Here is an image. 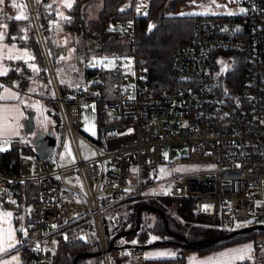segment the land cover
<instances>
[{"label": "built area", "instance_id": "2783aa9c", "mask_svg": "<svg viewBox=\"0 0 264 264\" xmlns=\"http://www.w3.org/2000/svg\"><path fill=\"white\" fill-rule=\"evenodd\" d=\"M26 1L37 28L33 1ZM242 7L197 17L192 40L172 52L179 86L160 93L141 87L140 70L133 96L117 85L105 96L99 80L64 85L43 53L51 97L41 98L53 102L61 123L55 147L47 158H0L4 195L19 202L26 185L36 188L20 244L29 254L25 264H55L58 235L81 222L93 224L103 264H109L103 211L134 197L193 200L197 214L218 218L228 229L264 225V0H242ZM121 32L133 37L132 23L124 22ZM227 54L241 58L236 81L231 72L238 58ZM122 66L117 60L115 70ZM23 75L0 77V88ZM92 102L115 113L106 112L97 143L79 128V110ZM158 185L165 193L153 192ZM139 253L130 250L131 257Z\"/></svg>", "mask_w": 264, "mask_h": 264}, {"label": "trees", "instance_id": "16d2710c", "mask_svg": "<svg viewBox=\"0 0 264 264\" xmlns=\"http://www.w3.org/2000/svg\"><path fill=\"white\" fill-rule=\"evenodd\" d=\"M182 1L151 0L147 12L137 15L133 0H75L72 8L67 11L68 19L64 20L62 28L65 31L82 35L84 38L93 39L96 49L101 54L124 56L133 52L136 68L145 74L144 80L139 79L141 87L153 93H160L179 86L172 76V52L178 47L189 43L194 35V26L198 16H177L173 14L176 5ZM3 22L4 20L0 18V28ZM124 22L132 23L134 28L133 37L124 38L121 30L118 29L117 25L120 23L123 25ZM20 25L27 26V29L24 31ZM40 25L43 27L42 23ZM9 26L6 41L29 48L41 67V78L47 79L45 60L35 31L32 28L31 20L16 21L11 19L9 20ZM17 26H19L18 29ZM43 35L47 43V49L53 58L54 46L50 42V38L46 36V31L43 32ZM84 52L87 53L88 51L85 50ZM53 61L56 64L54 59ZM241 69L243 70V68ZM97 74L106 77L98 69H85L86 78ZM14 75H16V71L12 70L7 77H13ZM47 102L48 105L51 104L53 107L48 109L47 112L55 122V130L60 133L59 114L53 102ZM105 117L106 112H103L101 116L99 115V126L103 125ZM30 146L20 147L15 145L8 152H0V158L5 159L11 155L35 153ZM35 155L37 154L35 153ZM24 194L25 196H23ZM19 196V206L21 208L22 206L31 205L36 199L35 186L26 185ZM122 204L126 205L127 209V217L124 222L120 214L117 213L110 218L109 224H107L104 217L108 243L110 244L116 234L135 229L139 215L141 227L138 231L130 232V234L117 239L114 242L116 246H120L123 242L130 245L137 246V244H141L144 246V243L149 242L151 234H156L162 237L163 240H166L171 233H175L186 237L190 241H202L232 231L223 227L218 218L197 214L195 201L189 199L170 197L143 199L134 197L118 205ZM150 207L158 209L160 213ZM147 214L153 215V220L146 221ZM74 227H79V230H74ZM81 227H84V230H87L88 227L93 229L90 222H81L68 226L65 229L68 235L65 234V230L58 235V248L60 244V250L58 251L57 248L55 264H74L76 257H78L76 264H103L101 255L80 256L82 253H96L99 251L97 239L94 241L87 240L78 234L74 237V234L82 233L83 229ZM260 236H264V229L239 233L214 244L206 243L196 248L182 246L174 242H165L163 244L177 245L182 248L175 258L160 259L159 264H185L184 250H195L200 254H205L225 246L250 240H254L255 246L259 247L260 244L256 240ZM121 239L125 240L121 242L119 241ZM151 245H154V243ZM22 253L24 259L22 264H25L29 254L25 248Z\"/></svg>", "mask_w": 264, "mask_h": 264}, {"label": "rangeland", "instance_id": "374dc122", "mask_svg": "<svg viewBox=\"0 0 264 264\" xmlns=\"http://www.w3.org/2000/svg\"><path fill=\"white\" fill-rule=\"evenodd\" d=\"M32 1L38 18L37 28H35L33 23L31 22L32 28L34 29L38 43L41 46L42 54L47 53L48 51L46 46L47 43L45 41L43 32L46 31L47 34L46 36L50 38V42L54 46L53 58L51 57L49 51L48 53L53 64H54L53 59L56 61V64H54L56 75L58 77V80L62 84H66V85L81 84L86 80L92 82H96L97 80H99L102 83L105 96L107 95V93L111 92L113 90V87H115L116 85L119 87L121 91L129 92L131 96L135 94L136 80L137 77L140 76V73H138V68H136L135 66V58L133 52H130L124 56H117L115 54H111V55L101 54L96 49L93 39L84 38L82 35H78L76 33H71L63 30L62 23L64 22L65 19L62 18L61 13H63L64 17H67V11L69 10V8L64 6L65 0H50L47 4H44L42 0H32ZM183 1H187V0H183ZM71 2L73 6L75 0H71ZM195 9H198V11L194 13L204 12L201 11L200 8L195 7ZM241 9H243V7L240 5L239 2L238 6L236 7V10L241 11ZM204 14L205 13H200V14H195L193 16H202ZM41 23L45 30L43 29V27H41L40 25ZM117 27L118 29L121 30L122 29L121 23L118 24ZM0 34H3L5 37L6 32H4V30L2 29L0 30ZM12 46L13 45L6 44L4 42V39L0 40V50H2L3 55L4 54L7 55L9 53V49H11V54L13 56L23 57L22 61L30 69L31 71L30 74L32 76L38 77V78L34 77L32 78V80H30L32 81V85L29 91V95L26 97L27 118L29 112H35L36 128L34 133L27 134L23 127V135H26L25 140L30 141L39 132L54 133L55 122L47 112L48 109H51L53 107L51 104L48 105L46 99L41 98V96H44L45 98L51 97V90L50 88H47L45 86L44 79L41 78L40 76L41 67L39 66L33 52L26 47H18L15 45V48H12ZM85 50H87L88 52L87 53L84 52ZM25 52L31 54V56L34 57V59L27 60L26 63L25 60L27 59V57H24ZM232 55L238 58V60L234 59V61H237V64H233V70L231 72V76L234 77V80L236 81L238 76L240 77L241 73L243 72V70L241 69L243 68V66L241 65L240 62L241 61L240 56L235 54H227L229 58L232 57ZM117 60L121 61L123 65L120 71L115 70L117 66ZM99 61H103V63H99ZM109 61H111L112 63H109ZM5 65L6 62L3 60V58L0 59V71H3ZM29 65H35L36 68L39 69V72L37 73L33 71ZM14 66L16 67V64ZM85 69H98L102 71L106 75V77H101L100 74H97L92 77L86 78ZM103 112H107L112 116H114L115 114L112 109L106 110L104 107H102V104H97L93 102L90 103L89 105L81 106L79 110V114H80L79 128L82 134L90 141H93L94 143H97L99 140L102 141L103 131L102 128L99 129V121H100L99 115L101 116ZM79 146L83 152L88 151L87 145L83 141H79ZM169 151L178 153V150L176 149H171V150L167 149L165 153H168ZM29 155L33 157H37L35 153H30ZM153 192L161 193V194L165 193L162 185H158L155 188V190H153ZM162 198L165 197L162 196L159 197L158 199H162ZM30 208H31L30 205L27 207L22 206L21 214L25 221L30 211ZM116 213L120 214V217L123 219L124 222L127 217L126 205L122 204L104 210L103 216L106 218L107 224L110 223V218L113 217V215ZM147 217L148 218L145 219L146 221L153 220L154 218V216L151 214H147ZM247 226L248 225L244 223L236 224L235 226H233V229L247 227ZM21 227H23V231L26 230V225L24 221L22 222ZM81 228L83 229L82 233L80 232L76 233V235L74 234V237L80 235L81 237L87 240L94 241L98 239L94 226L93 229L88 227L87 230H84V227ZM73 229L79 230V227H74ZM67 233L68 232H66L65 230L66 235H68ZM153 237H155L156 239H153ZM160 239L163 238L156 234H151L149 237V242L155 243L158 242V240ZM124 240L125 239H121L119 241L123 242ZM249 245L251 246V250L252 249L256 250L254 242H250L249 244H243L244 247H247ZM59 250H60V244L58 251ZM258 250L259 249L257 248V251ZM263 260H264V256L257 261V264H261L260 262ZM249 262L250 261H244V263L246 264H249Z\"/></svg>", "mask_w": 264, "mask_h": 264}, {"label": "crops", "instance_id": "0c3cea01", "mask_svg": "<svg viewBox=\"0 0 264 264\" xmlns=\"http://www.w3.org/2000/svg\"><path fill=\"white\" fill-rule=\"evenodd\" d=\"M150 2L151 0H133L136 14L137 15L145 14L150 6ZM239 2L240 5L242 6V0L240 1L187 0V1L179 2L176 5V9L175 12H173V14L177 16H186L189 15L190 13L197 12L198 9H195V7L200 8L201 11H204V12H198V13H205L204 15H229L228 13L236 14L241 12L240 10L239 11L236 10V7L238 6ZM13 4H15L16 7H13ZM217 5H219V7H217ZM21 15L24 18L19 20L16 19L17 16H21ZM0 18L4 20L0 28V30L3 29L4 32H6V35L4 37V42L9 45H16L18 47H23L16 43L6 41V36L8 35L9 27H10L8 23L9 20L14 19L16 21H26L30 19L27 1L4 0V3L0 4ZM20 27H22L24 31L27 29V26L24 25H20ZM18 28L19 26H17V29ZM4 56L5 58H3V60L6 62L4 69L6 68L7 72L6 74H3L0 77H7V75L12 70H15L16 73L18 71H23L24 75L22 78L14 80V83L12 85L4 86L0 88V96H7L9 94L4 91L5 89H8L9 92L16 93L19 96V99L0 100V127H3L4 125L10 126L7 129L6 134L0 136V148L5 149L0 152H8L15 145H18L20 147L30 146V141L25 140L26 135H23V127L27 119L26 97L29 95V91L32 85V81L30 80L36 77L30 74L31 72L30 69L24 64L22 59H18V60L7 59L6 58L7 55L4 54ZM15 64L16 67L14 66ZM108 94L109 93H107V95ZM5 140H7L8 142L4 143ZM21 210L22 208L19 206V202L15 201L14 199L10 198L7 195H4L2 189L0 188V238H3L7 243V237H8L7 230L10 227L12 229L16 241V246L7 254H0V259L8 260L11 262V264H17V261L18 264H22V262L24 261L20 244L22 239L26 235L27 225H26V221L22 217ZM6 212L12 213V216L11 217L3 216V213ZM23 221L25 222L26 225L25 231H23V227H21ZM245 242L225 246L205 254H200L195 250H184L185 264H205V262L208 261H215L218 257H220L221 253L228 252L233 249L245 248L243 244H249L250 242H254L255 245L254 240L245 241ZM256 242H258L259 244L261 243L259 247L255 246L256 250L252 249L250 253L245 254L243 259L232 260L231 264H246L244 263V261H250L249 264H257V261L264 256V236L258 237ZM128 245H129L128 243H123L120 246L114 248L112 251H110L107 255L108 263L109 264H159L160 259L175 258L182 248L181 246L172 245V244L151 245L148 248L138 247L136 245H130V247H128ZM134 248H138L140 250V253L136 257H131L130 250ZM257 248L259 249L258 251ZM159 253H168L169 255H158ZM13 256L17 258V261L12 260ZM261 262H264V260Z\"/></svg>", "mask_w": 264, "mask_h": 264}, {"label": "water", "instance_id": "95a60500", "mask_svg": "<svg viewBox=\"0 0 264 264\" xmlns=\"http://www.w3.org/2000/svg\"><path fill=\"white\" fill-rule=\"evenodd\" d=\"M50 0H42V2L44 4H47ZM36 125H35V112H29L28 114V118L26 119L25 123H24V130L27 134H33L35 131ZM105 128H109V127H105ZM55 143H56V137L54 135L53 132H48V133H42L39 132L37 133L31 140H30V145L32 146V148L34 149V152L37 154V156L39 158H47L53 151L54 147H55ZM152 210H155L156 212L160 213V211L158 209H155L153 207H150ZM163 215V214H161ZM141 227V218L140 215L138 216V222H137V226L135 227V229L133 230H126L123 232H120L118 234H116L113 239L111 240L108 250L107 252L109 253L110 251H112L114 248L118 247L116 245H114V242L119 239L122 238L128 234H130V232L133 231H138ZM254 229H264V225H260V224H256V225H252V226H247V227H242V228H238V229H234L224 235L218 236V237H214V238H210L208 240H202V241H190L188 240L186 237L184 236H180L178 234L175 233H171V235H175L177 237H179L180 239H182L184 241V243L182 244V246H189V247H193L196 248L197 246L209 243V244H214L218 241L230 238L234 235H237L239 233H245ZM159 242H155L154 245H158ZM138 247H144V248H148L151 245L147 244L144 246H139ZM128 247H130V245H128ZM96 255H101L102 256V252L98 251L96 253H82L80 256L82 257H92V256H96ZM78 257L75 258L74 260V264H76V260Z\"/></svg>", "mask_w": 264, "mask_h": 264}, {"label": "snow or ice", "instance_id": "6c2138e0", "mask_svg": "<svg viewBox=\"0 0 264 264\" xmlns=\"http://www.w3.org/2000/svg\"><path fill=\"white\" fill-rule=\"evenodd\" d=\"M4 0H0V4H3ZM64 6L71 9L72 8V2L71 0H65ZM13 7H16L15 4H13ZM203 7V6H201ZM217 7H219V5H217ZM139 10V9H137ZM241 11H244L243 9H241ZM195 14H200V13H190L189 15H195ZM229 15H231L232 13H228ZM62 18L64 19H68V17H64L63 13H61ZM24 18L22 15L21 16H17L16 19H22ZM4 39V35L0 34V40ZM6 47V46H5ZM12 48H15V45L12 46ZM24 57H27V59L25 60V62L27 63V60L30 59H34V57L31 56V54L25 52L24 53ZM4 58V55L2 53V50H0V59ZM7 59H22L23 57L21 56H13L11 54V49H9V53L6 56ZM99 63H103V61H99ZM109 63H112L111 61H109ZM223 63V62H221ZM33 71L35 72H39V69L36 68L35 65H29ZM7 69H3V71H0V75L6 74ZM5 92L9 93L7 96H0V100H5V99H19V96L16 93L13 92H9L8 89L4 90ZM9 125H4L3 127H0V136H3L6 134L7 129L9 128ZM8 141L5 140L4 143H7ZM5 149L0 148V151H3ZM239 167V165H237ZM163 171V169L161 170ZM3 216L6 217H11L12 213L10 212H6L3 213ZM8 231V237H7V243L5 242V240L3 238H0V254H7L8 252H10L15 246H16V241H15V236L12 232V229L9 227ZM153 239H156L155 237H153ZM251 252V246H247L245 248H240V249H233L230 250L228 252H224L220 254V257H218L215 261H208L205 262V264H231V261L234 259H243L245 254L250 253ZM158 255H169L168 253H159ZM13 261H17V258L15 256L12 257ZM0 264H11L10 261L8 260H3L0 259ZM18 264V261H17Z\"/></svg>", "mask_w": 264, "mask_h": 264}, {"label": "flooded vegetation", "instance_id": "af4514ba", "mask_svg": "<svg viewBox=\"0 0 264 264\" xmlns=\"http://www.w3.org/2000/svg\"><path fill=\"white\" fill-rule=\"evenodd\" d=\"M159 244H163L165 242H174V243H177L179 245H182L184 243V241L182 239H180L179 237L175 236V235H168V238L166 240H163V239H160L158 240ZM147 244H152V242H148V243H144V245H147ZM130 245V244H129ZM139 246H143L141 244H137Z\"/></svg>", "mask_w": 264, "mask_h": 264}]
</instances>
